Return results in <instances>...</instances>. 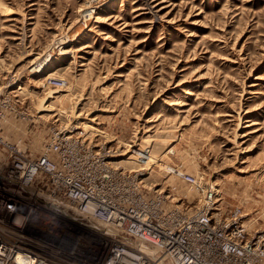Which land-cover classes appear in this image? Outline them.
Wrapping results in <instances>:
<instances>
[{
    "label": "rangeland",
    "instance_id": "374dc122",
    "mask_svg": "<svg viewBox=\"0 0 264 264\" xmlns=\"http://www.w3.org/2000/svg\"><path fill=\"white\" fill-rule=\"evenodd\" d=\"M55 128L174 205L199 196L171 169L202 174L264 232V0H0L3 137Z\"/></svg>",
    "mask_w": 264,
    "mask_h": 264
},
{
    "label": "built area",
    "instance_id": "2783aa9c",
    "mask_svg": "<svg viewBox=\"0 0 264 264\" xmlns=\"http://www.w3.org/2000/svg\"><path fill=\"white\" fill-rule=\"evenodd\" d=\"M67 133L35 154L0 129V264H264V232L202 174L171 169L199 196L174 205Z\"/></svg>",
    "mask_w": 264,
    "mask_h": 264
},
{
    "label": "bare ground",
    "instance_id": "6f19581e",
    "mask_svg": "<svg viewBox=\"0 0 264 264\" xmlns=\"http://www.w3.org/2000/svg\"><path fill=\"white\" fill-rule=\"evenodd\" d=\"M50 60H52V58L49 59L48 57L43 58V60H42V59L38 60V62H36L35 64L31 65L29 72H30L31 74H42V73H45L46 70H47L46 67L48 66V62L50 63ZM45 68H46V69H45ZM55 77H56V76H55ZM55 77H51V78H49V79H47V80H52V79H54ZM218 192H219V191H218ZM221 193L223 194L222 191H221ZM174 194H175V193H174ZM174 194H172V196H173ZM223 197H225V196H223Z\"/></svg>",
    "mask_w": 264,
    "mask_h": 264
}]
</instances>
